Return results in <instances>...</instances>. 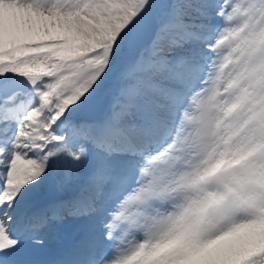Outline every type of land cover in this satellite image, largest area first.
Returning a JSON list of instances; mask_svg holds the SVG:
<instances>
[{"label": "snow or ice", "instance_id": "obj_1", "mask_svg": "<svg viewBox=\"0 0 264 264\" xmlns=\"http://www.w3.org/2000/svg\"><path fill=\"white\" fill-rule=\"evenodd\" d=\"M0 264H264V0H0Z\"/></svg>", "mask_w": 264, "mask_h": 264}]
</instances>
